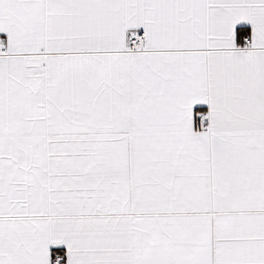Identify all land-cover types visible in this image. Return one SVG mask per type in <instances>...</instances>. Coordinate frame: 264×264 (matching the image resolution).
<instances>
[{"label":"snow or ice","instance_id":"obj_1","mask_svg":"<svg viewBox=\"0 0 264 264\" xmlns=\"http://www.w3.org/2000/svg\"><path fill=\"white\" fill-rule=\"evenodd\" d=\"M0 264H264V0H0Z\"/></svg>","mask_w":264,"mask_h":264}]
</instances>
